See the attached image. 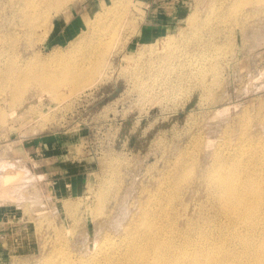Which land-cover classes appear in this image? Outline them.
Masks as SVG:
<instances>
[{
    "label": "rangeland",
    "instance_id": "obj_1",
    "mask_svg": "<svg viewBox=\"0 0 264 264\" xmlns=\"http://www.w3.org/2000/svg\"><path fill=\"white\" fill-rule=\"evenodd\" d=\"M12 1L0 0L7 32L20 19ZM212 1L72 0L58 11L50 9L49 22L37 30L13 36L31 63H49L53 50L64 57L73 48L72 60L89 67L88 56L104 35L109 39L106 8L129 9L106 68L85 87L74 88L76 94L65 96L62 86L55 95L31 83L10 106L9 99L0 100V161L13 164L0 167V174L22 166L34 175L24 173L25 183L22 178L13 182L25 184L17 196L12 182L5 185H12L10 195L8 190L0 195L5 198L0 199V264H58L66 257L83 264L105 238L117 245L128 237L157 189L169 198L182 227L188 217L209 227L205 217L212 218L214 211L203 177L209 151L247 148L249 136L256 138L264 129V6L234 25L230 38L228 32L205 36V42L220 47L199 51L189 42L193 35L186 19L192 12L204 16ZM159 12L175 18L156 21ZM181 32L185 37L179 44L161 46L159 40ZM156 40L154 51L147 46L143 56L137 55L143 44ZM73 43L76 47H70ZM187 167L189 180L178 191L172 176ZM162 223L165 233L173 234ZM200 239L213 245L214 239ZM231 247L240 245L231 242Z\"/></svg>",
    "mask_w": 264,
    "mask_h": 264
},
{
    "label": "bare ground",
    "instance_id": "obj_2",
    "mask_svg": "<svg viewBox=\"0 0 264 264\" xmlns=\"http://www.w3.org/2000/svg\"><path fill=\"white\" fill-rule=\"evenodd\" d=\"M71 1H12L11 8L20 19L19 22L14 23L16 27L13 26L9 32L3 26L5 23L0 22L1 101L6 103L9 99L7 104L10 106L13 101L26 93L31 83L40 85L55 95L63 86L66 89L65 96H71L75 93L73 92L74 88H78L80 85L85 87L84 85H88L92 75L99 71V68H106L107 54L114 51L115 37L119 34L123 22L126 21L125 14L127 15L129 12L127 7L126 9L123 6H108L106 8L107 12L103 15L108 20L109 39L104 35L101 44L91 52L94 55L88 56L92 62L89 67H82L79 62L72 60V53L75 52L73 48H69L68 55L64 57L58 51L53 50L49 63L41 59L31 63L30 57L23 58L24 56L17 49V43H14L13 36L37 30L43 21L49 22L50 9L56 8L58 11L59 8ZM113 3L115 4L114 1ZM263 6L264 0H213L204 16L199 17L196 12L188 15L186 20L189 24L188 28L191 30L190 34L193 35L189 40L190 44L195 47L196 42V45L201 48L199 51L219 48L218 43L205 42V36L214 39V35L228 32V38H230V30L234 25L246 22L255 12L262 10ZM184 33L169 34L163 40H158L163 47L169 43L177 45L178 41L185 37ZM45 34L46 32L44 36ZM82 39L83 36H79L77 40L81 41ZM159 41L143 44L137 55L143 56L147 46H152L151 51H154V47H156L154 44ZM70 47H76V44L73 43ZM103 73L101 71L98 74L99 80L104 75ZM160 75L161 70L156 66L155 78L157 79ZM176 77L180 78L181 76L177 74ZM175 79L177 80V78ZM54 99L56 100V98ZM225 111H227L226 108ZM3 121L4 111L0 105V124ZM226 130H224L225 133H227ZM249 138L247 148L242 146L227 147V151L221 152L214 146V149L209 151L210 163L208 166L206 165L203 174L206 187L210 191L209 198L212 200V210L214 211L212 218L205 217L209 227L202 224L199 218L193 217H188L182 227L178 223L179 216L170 209L169 198H165L161 193L163 191L157 189L156 195L150 194L149 205L145 204L140 215L134 219V224L130 229L132 231L128 237L117 245H110L108 237L105 238L104 243L83 264H264V129L256 135V138L250 136ZM246 141L242 140V143ZM255 142H258L260 147L256 146ZM10 164L0 161V167H12ZM21 167H19L20 169L16 168L15 173L0 174V185L2 184L0 195L2 197L6 195L5 190H8L10 195L13 188L15 196L25 188L22 187L25 185H23V182L26 181L24 179H27L31 173L25 172L26 169L22 171ZM24 173L29 176L27 177ZM190 173V167L175 172L172 176V187L179 191L181 183L184 180H189L187 177ZM21 178L22 185L20 182V185L14 186L17 183L16 180ZM11 182L15 183H13V187L10 186L12 187L10 189L6 186ZM21 195L19 196L22 197ZM28 198H30L29 195ZM99 209H101V205L96 207V210ZM200 213L202 214V212ZM162 222L169 225L173 234L165 233ZM195 228L199 230L200 235L197 232H191ZM195 233L198 236L195 237ZM199 237H206L207 240L211 239L212 241L214 239L213 245H207V242H202ZM231 242L239 244L240 248H232ZM216 249L225 250L227 253H216ZM69 259L66 257L58 264H75L73 260Z\"/></svg>",
    "mask_w": 264,
    "mask_h": 264
},
{
    "label": "crops",
    "instance_id": "obj_3",
    "mask_svg": "<svg viewBox=\"0 0 264 264\" xmlns=\"http://www.w3.org/2000/svg\"><path fill=\"white\" fill-rule=\"evenodd\" d=\"M154 2L156 3V0H153V3H152L153 5H155ZM155 14H156V16H155L156 21H166L167 23H169L170 20L175 18V16L169 15L168 12L163 13V14L161 12H159V13H155Z\"/></svg>",
    "mask_w": 264,
    "mask_h": 264
}]
</instances>
